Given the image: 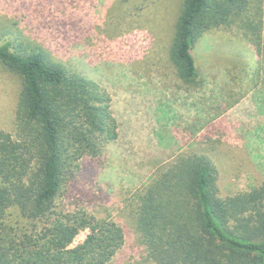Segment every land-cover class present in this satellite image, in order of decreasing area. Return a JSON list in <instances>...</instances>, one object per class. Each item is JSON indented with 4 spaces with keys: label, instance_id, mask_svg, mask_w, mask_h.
<instances>
[{
    "label": "rangeland",
    "instance_id": "374dc122",
    "mask_svg": "<svg viewBox=\"0 0 264 264\" xmlns=\"http://www.w3.org/2000/svg\"><path fill=\"white\" fill-rule=\"evenodd\" d=\"M254 2L264 18V0ZM183 3L0 0V46L41 48L110 98L118 140L101 156L83 159L80 175L56 203L58 211L86 210L124 227L126 241L108 264H158L135 221L137 194L152 180L156 156L209 154L224 198L264 182V56L258 58L255 37L240 24L211 29L194 48L204 85L185 84L170 59ZM20 90L19 76L0 64V130L14 133Z\"/></svg>",
    "mask_w": 264,
    "mask_h": 264
},
{
    "label": "trees",
    "instance_id": "16d2710c",
    "mask_svg": "<svg viewBox=\"0 0 264 264\" xmlns=\"http://www.w3.org/2000/svg\"><path fill=\"white\" fill-rule=\"evenodd\" d=\"M254 1L184 0L170 59L185 84L204 85L194 48L211 29L240 24L263 58L264 18ZM27 49L0 46V64L21 83L15 131L0 130V264H108L126 241L124 227L86 210L58 211L56 203L83 159L118 140L110 98L45 50ZM170 158L156 156V172L137 194L136 227L151 257L158 264H264V182L224 198L209 154L164 163ZM84 230L85 240L71 247Z\"/></svg>",
    "mask_w": 264,
    "mask_h": 264
}]
</instances>
